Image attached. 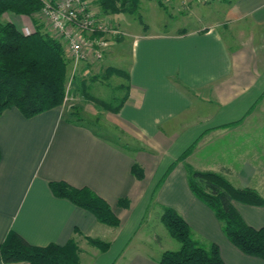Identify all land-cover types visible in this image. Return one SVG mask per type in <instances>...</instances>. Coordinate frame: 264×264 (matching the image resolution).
<instances>
[{
	"label": "crops",
	"instance_id": "1",
	"mask_svg": "<svg viewBox=\"0 0 264 264\" xmlns=\"http://www.w3.org/2000/svg\"><path fill=\"white\" fill-rule=\"evenodd\" d=\"M207 16L189 28L134 29L127 60L115 59L121 40L110 47L106 67L118 63L127 76L128 96L116 113L85 109L79 121L64 117L62 107L31 118L14 108L0 114V243L12 231L31 245H63L78 232L79 264H159L160 254L173 249L142 228L152 213L159 223L164 206L204 244H216L223 264H264L231 245L190 191L186 169L221 170L233 186L264 199V0H231L220 19ZM2 20L23 34L33 31L25 15L7 12ZM52 181L90 189L119 225L105 226L54 196ZM120 199L128 206H119ZM233 206L246 224L264 227V205ZM83 236L109 247L100 252ZM143 241L157 246L145 249Z\"/></svg>",
	"mask_w": 264,
	"mask_h": 264
},
{
	"label": "trees",
	"instance_id": "2",
	"mask_svg": "<svg viewBox=\"0 0 264 264\" xmlns=\"http://www.w3.org/2000/svg\"><path fill=\"white\" fill-rule=\"evenodd\" d=\"M231 0H228L230 2ZM101 9L110 13L137 14V0H98ZM43 0H0V114L14 108L25 118H31L45 111L64 105L66 93L67 65L70 62L64 45L47 32L40 19ZM27 16L33 31L20 32L14 24L2 20L4 13ZM137 15V19L140 20ZM120 36L115 38L118 41ZM93 63H87L86 66ZM115 72L126 78L125 71L107 68L99 79ZM108 72V73H106ZM94 80V79H91ZM126 88L123 97L109 101L92 100L103 107V111L116 113L127 99ZM67 101V100H66ZM65 114L66 118L81 120L75 107ZM191 145L179 157L184 160L192 150ZM187 183L192 194L207 205L221 225L227 240L243 255L258 258L264 262V227L255 228L246 224L233 206L240 202L251 206L264 205V199L252 188H238L221 173L195 170L187 166ZM131 171L141 178L139 166L132 165ZM52 194L64 198L74 206L92 214L108 227L116 228L119 219L109 205L88 188H74L62 181L49 182ZM119 206L127 207L126 199L119 200ZM158 220L178 247L160 254L159 264H223L216 244H204L197 239L187 222L171 207L160 206ZM63 245L49 243L44 246L29 244L17 233L9 231L0 243V260L3 264H79V247L76 241L80 233L75 232ZM89 245L104 252L109 247L106 241L83 236Z\"/></svg>",
	"mask_w": 264,
	"mask_h": 264
},
{
	"label": "rangeland",
	"instance_id": "3",
	"mask_svg": "<svg viewBox=\"0 0 264 264\" xmlns=\"http://www.w3.org/2000/svg\"><path fill=\"white\" fill-rule=\"evenodd\" d=\"M87 1L90 5V9L93 12L107 18L115 25H122V28L118 26L121 30V35L118 40H121L122 45L124 44L125 46H123L121 49L119 48L120 50L117 53H119L120 56H116L115 59L118 60L119 58L120 61H123L124 58L126 60L128 59V44L130 43L131 39L129 36L134 34V29H136V31H142L145 25H147L150 29L153 28L162 31L176 30L179 27L189 28V25L195 24L197 22L196 20L199 18L205 20L203 17L204 15L206 17L207 14V18L212 16L214 18L220 19L221 11L225 7V4L228 0H137V14L135 15H130L124 12L110 13L109 11H103L98 0ZM137 15L140 16V20L137 19ZM119 19L121 20L118 22ZM117 42L118 41H116L114 44ZM105 57L106 55H103L100 60L95 61L92 65L86 66L85 64H78L76 66V71L73 74V78H70L73 66L71 62L68 63L66 74L67 101H64L63 105L64 115L72 112L71 108L73 107L78 110L80 115H85V109H89V111H101L102 113L104 110L103 107L94 103L92 100L100 99L109 101L113 97H123V94L126 92V88L117 89V87L120 85L127 87V82L123 76L118 75L113 71L111 73L106 72L108 73L107 78L99 79V75L101 73L103 74L105 69H117V66L119 67L118 63L111 65V67H106L110 64L104 63ZM99 113L100 112H95L94 114L100 115ZM221 172V170L217 171V173ZM221 174L224 173L222 172ZM155 216L156 215L152 213L151 220L143 221V233L155 231V233H157L162 238L161 242L164 248L173 250L177 249L178 243L166 233L165 228L160 225V222H155ZM144 223H147V227H144ZM155 225H159L160 227L158 226V228H156ZM141 246L145 249H151L152 251L157 245L154 241L152 242L151 246L149 243H144L143 241ZM86 256L87 253L84 252L83 257L86 258Z\"/></svg>",
	"mask_w": 264,
	"mask_h": 264
},
{
	"label": "built area",
	"instance_id": "4",
	"mask_svg": "<svg viewBox=\"0 0 264 264\" xmlns=\"http://www.w3.org/2000/svg\"><path fill=\"white\" fill-rule=\"evenodd\" d=\"M40 19L44 29L64 45L73 66L70 78L78 64L100 60L121 35L119 27L93 12L87 0H43Z\"/></svg>",
	"mask_w": 264,
	"mask_h": 264
}]
</instances>
